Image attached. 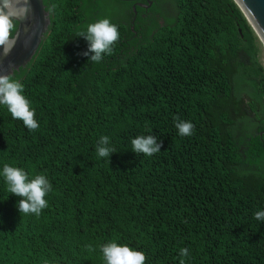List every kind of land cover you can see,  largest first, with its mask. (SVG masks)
<instances>
[{
	"label": "trees",
	"instance_id": "obj_1",
	"mask_svg": "<svg viewBox=\"0 0 264 264\" xmlns=\"http://www.w3.org/2000/svg\"><path fill=\"white\" fill-rule=\"evenodd\" d=\"M44 3L49 33L13 74L39 128L0 105V264H105L110 241L143 251L146 264H180L185 247V264H264L262 45L235 1L177 0V15L154 19L142 38L132 1ZM95 3L128 9L129 23ZM103 18L120 39L94 63L76 33ZM176 117L193 135H179ZM147 134L163 142L152 157L132 150ZM105 135L110 158L96 152ZM5 164L51 182L39 216L20 213Z\"/></svg>",
	"mask_w": 264,
	"mask_h": 264
},
{
	"label": "clouds",
	"instance_id": "obj_2",
	"mask_svg": "<svg viewBox=\"0 0 264 264\" xmlns=\"http://www.w3.org/2000/svg\"><path fill=\"white\" fill-rule=\"evenodd\" d=\"M32 12L31 0H0V50H2L0 56L11 54L20 39V25ZM76 36H82L89 42V47L83 55L91 62L100 63L105 54L113 53V47L120 39V32L117 24L111 22L109 18H103L88 24L86 31H79ZM30 43L31 38H26L25 47ZM10 67L14 69L15 65ZM24 89V84L14 78L12 72L0 74V105L7 107L13 119L22 120L30 131H35L40 125L36 119L35 108L25 96ZM175 119V127L180 136L193 135L195 125L191 121L181 120L179 117ZM162 143V141L158 142L153 134L139 135L131 140L132 150L137 155L143 154L148 157L159 153ZM110 145V138L107 135L102 136L96 147L98 157L110 158L114 152H117L115 147ZM2 175L8 192L21 197L18 201L21 214L39 216L48 207L46 197L52 191V184L46 175L37 174L34 178H29L25 169L9 164L3 166ZM255 219L264 221V210L256 211ZM100 251L105 264H146L147 260L143 251L116 241L101 245ZM189 255L188 248H181L180 264H185L184 258Z\"/></svg>",
	"mask_w": 264,
	"mask_h": 264
},
{
	"label": "water",
	"instance_id": "obj_3",
	"mask_svg": "<svg viewBox=\"0 0 264 264\" xmlns=\"http://www.w3.org/2000/svg\"><path fill=\"white\" fill-rule=\"evenodd\" d=\"M137 1V0H121ZM239 6L248 22L251 24L255 33L258 35L262 51L259 54L261 62L264 64V0H234ZM153 4V0H147V4L136 3L133 5L135 16L132 20V29L137 15V5H143L146 8ZM33 12L29 18L20 25V39L8 56H0V74L6 72L15 73L21 67L26 66L36 55L43 40L49 33L52 18L50 12L46 9L44 0H31ZM31 38V43L25 47L26 38ZM2 51V50H0ZM10 65H15L13 69Z\"/></svg>",
	"mask_w": 264,
	"mask_h": 264
},
{
	"label": "rangeland",
	"instance_id": "obj_4",
	"mask_svg": "<svg viewBox=\"0 0 264 264\" xmlns=\"http://www.w3.org/2000/svg\"><path fill=\"white\" fill-rule=\"evenodd\" d=\"M176 2L177 0H155V4L152 8H154L153 10L151 9V11H157L158 13H160L163 17L162 24H167V20L166 17H175L177 15V6H176ZM140 9L142 10V12H146V7L143 5H139ZM101 11L102 12H106L108 13V15L113 16L115 18H122L123 21L125 23H129V19H126L129 15V10L125 9H119L117 7L111 6L107 3H103L102 7H101ZM148 16L142 17V20H144V22H146ZM161 19V18H159ZM254 115H252L253 117ZM254 119V117L252 118ZM245 129V121H240L239 122V132L244 131ZM248 169V168H245Z\"/></svg>",
	"mask_w": 264,
	"mask_h": 264
},
{
	"label": "flooded vegetation",
	"instance_id": "obj_5",
	"mask_svg": "<svg viewBox=\"0 0 264 264\" xmlns=\"http://www.w3.org/2000/svg\"><path fill=\"white\" fill-rule=\"evenodd\" d=\"M132 2H133L132 6L135 5L136 3L147 4V0H137V1H132ZM102 4L103 3H95V6L92 7L93 10L95 11V13H96V11H101ZM154 4H155V0H153V4L150 7L146 8V12L142 13V17H144V15H145V16H148V18H147L146 22H144V20L140 21L141 25H139L138 29L135 28V26H136V19H135V22L133 24L134 29H132V30L135 32V35L139 36L140 38L144 37V35L147 33L150 26H154V31L157 30V27L155 26L156 23L154 22V19L157 20V22L160 26L166 25V24H162L161 20H163V17H161L162 15L160 13H158L157 11L156 12L151 11ZM137 7H139V5H137ZM136 18H137V15H136ZM159 18H161V19H159Z\"/></svg>",
	"mask_w": 264,
	"mask_h": 264
}]
</instances>
